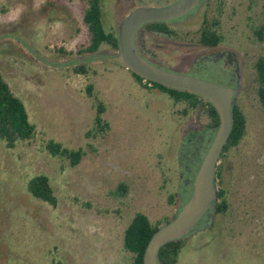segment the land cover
Segmentation results:
<instances>
[{
    "label": "rangeland",
    "instance_id": "1",
    "mask_svg": "<svg viewBox=\"0 0 264 264\" xmlns=\"http://www.w3.org/2000/svg\"><path fill=\"white\" fill-rule=\"evenodd\" d=\"M141 2L155 1L136 3ZM113 3L100 0L106 29L119 21ZM84 6V0H0V75L35 127L33 138L12 148L0 141V264H129L122 232L131 216L141 212L156 223L174 215V202L183 201V179L195 171L190 156H202L214 132L200 109L182 113L185 102L139 84L107 58L112 52L107 45L83 55ZM205 8L218 18L222 43L243 55L234 98L245 124L237 144L216 161V184L228 208L211 222L208 210L196 226L203 229L185 235L176 264H264V241L253 231L264 220V109L251 71L252 61L264 56V0H208ZM202 12L200 6L178 19L179 27L194 30ZM77 64L87 73L72 72ZM203 77L221 78L216 68ZM94 98L104 105L108 130L91 137L85 132L92 125ZM190 118L198 126L186 141L190 127L182 135L181 129ZM48 138L80 147L78 163L69 166L48 155L43 149ZM38 173L48 178L54 206L25 189ZM119 183L126 187L123 195L117 194ZM233 220L237 234L228 230Z\"/></svg>",
    "mask_w": 264,
    "mask_h": 264
},
{
    "label": "trees",
    "instance_id": "2",
    "mask_svg": "<svg viewBox=\"0 0 264 264\" xmlns=\"http://www.w3.org/2000/svg\"><path fill=\"white\" fill-rule=\"evenodd\" d=\"M85 6L82 11V22L87 31V43L80 50L81 52H94L101 44L107 45L111 50L117 51L116 28L106 29L101 19L100 0H84ZM220 7L217 8L219 14ZM218 18L211 16L207 18L203 15L198 28L196 29L195 37L204 44H213L222 40V35L218 32ZM143 29L161 32L167 34H175V29L169 27L167 23L161 21L147 22L142 25ZM258 38L261 39L259 32L255 31ZM57 51L61 52L62 48L58 47ZM72 72L77 74H86L87 68L81 64H77L71 68ZM253 82L255 84L256 97L264 109V56L260 55L252 62ZM133 78L141 85L154 88L158 91L168 94L175 101H183L187 110L200 109L207 117L208 127L214 131L218 124V114L211 103L203 99L201 96L186 91L164 87L158 83L143 80L140 76L130 72ZM87 94L91 95V85H86ZM94 115L91 127L85 132L86 136L96 137L103 135L108 130L107 122L102 118L104 105L101 101L94 98ZM244 115L235 102L231 107V126L227 138L222 146L219 157L223 156L224 152L231 146L237 144L244 131ZM35 134L34 125L28 120L25 108L18 97H16L9 89L7 83L0 75V141L6 148L14 147L18 142L28 141ZM43 149L50 156L57 157L67 161L69 166H74L78 163L83 150L78 147L76 149L68 148L60 142L50 138L43 140ZM205 151V150H204ZM204 153V152H203ZM200 154V156H199ZM199 156V157H198ZM190 160H193V168L196 169L201 153L192 154ZM218 174V165L215 166L214 179ZM27 193L37 200L45 202L50 206L56 203L55 195L51 189L46 175L38 173L30 176L25 183ZM117 194L123 195L126 187L123 183L117 185ZM189 190L185 188L183 201L189 196ZM173 194L169 195V202L173 201ZM181 203V204H182ZM226 200L221 187L216 188V200L213 201L210 209L213 213L223 212L226 208ZM175 214V213H174ZM171 217H164L159 222L150 223L147 217L141 212H135L122 232V248L130 254V264H143L142 255L144 247L150 235L162 224L168 222ZM189 233V232H188ZM187 233V234H188ZM186 234V235H187ZM185 235L168 241L161 245L156 253L160 264H176V257L180 248L183 245Z\"/></svg>",
    "mask_w": 264,
    "mask_h": 264
},
{
    "label": "water",
    "instance_id": "3",
    "mask_svg": "<svg viewBox=\"0 0 264 264\" xmlns=\"http://www.w3.org/2000/svg\"><path fill=\"white\" fill-rule=\"evenodd\" d=\"M198 1L174 0L163 5H138L130 9L116 25L118 49L109 57L143 80L201 96L213 105L218 114V124L193 175L190 194L174 216L150 235L143 250V264H160L156 256L158 248L186 235L216 198L214 170L231 126V107L236 89L186 73L165 70L141 56L134 43L135 32L143 24L168 21L192 9ZM96 52H84L83 55Z\"/></svg>",
    "mask_w": 264,
    "mask_h": 264
},
{
    "label": "flooded vegetation",
    "instance_id": "4",
    "mask_svg": "<svg viewBox=\"0 0 264 264\" xmlns=\"http://www.w3.org/2000/svg\"><path fill=\"white\" fill-rule=\"evenodd\" d=\"M154 1L155 2L151 4L147 2L142 4L143 2L136 3L138 2V0H114L113 11H112L113 16L116 17V19H119L120 21V19L127 11L138 5L158 6V5L167 4L174 0H162V1L154 0ZM207 2L208 0H199L197 5L194 6L192 9H190L189 11L177 17L171 18L168 21H164L165 23H167L169 27L175 29V34L153 32L143 29L141 26L135 32L134 43L138 53L141 56H143L153 64L168 71L186 73L192 76L204 78L203 74H205L206 71H208L211 68H216L221 76V78H219L218 81H213L212 79L209 78H204V79L211 80L213 82L236 89V91L234 92V96H235V94L240 90L241 81L244 74L245 67L243 63V55L239 53L237 50L233 49L232 47L223 44L222 40L213 44H204L199 42L195 37L196 29L198 28L203 15H206L207 18H211V16H215L214 13L212 15L207 14L205 10L206 9L205 5L207 4ZM200 6H203V12L201 14L202 16L197 27L194 30H184L180 28L179 27L180 22L178 21V19L185 17L186 15H189L192 11H194ZM155 42L159 43V45L155 44ZM115 52L116 51L113 50L112 52H108L110 55H108L107 58L115 54ZM96 53H98V50ZM251 71H252V63H251ZM252 81H253V71H252ZM234 96H233V101H234ZM197 126H198L197 121L194 118L188 119L186 123L182 126L181 135L184 133L187 127H190V131H188V133L186 134V139H185L186 141L190 140V137L196 131ZM193 154L195 153L193 152ZM185 167L187 168V172H188L189 168L186 165ZM216 177L214 179V185L217 188L218 186L216 184ZM178 178L179 179L181 178V173H178ZM192 178L190 179L186 177L183 179L182 182V184L186 189L190 187L189 194L191 191ZM222 190L224 192V198H225V191L224 189ZM174 205L178 209L181 203H179V201L176 200L174 202ZM227 208L228 205L226 204V208L223 212H215V213H213L212 210L209 208L211 212L210 222L215 215L216 216L222 215L227 210ZM209 209H207L204 212L201 218L196 222L195 226L188 232L190 231L199 232L203 229L202 227L196 228V226L200 223L203 217L206 216ZM232 225L228 227V230L233 234H237L238 227L236 226L235 221L233 222ZM253 231L256 237L264 241V220L260 221V224L255 225ZM250 233H252V231Z\"/></svg>",
    "mask_w": 264,
    "mask_h": 264
}]
</instances>
